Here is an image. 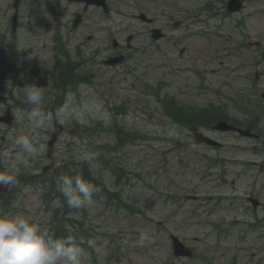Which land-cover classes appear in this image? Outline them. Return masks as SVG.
<instances>
[{"label": "rangeland", "instance_id": "obj_1", "mask_svg": "<svg viewBox=\"0 0 264 264\" xmlns=\"http://www.w3.org/2000/svg\"><path fill=\"white\" fill-rule=\"evenodd\" d=\"M203 1L174 0L177 5L173 6L170 0H109L110 14L106 18L89 9L86 21L75 29L69 26V17L79 6L75 2L67 4L60 35L70 58L79 61L74 52L77 44L84 58L93 56L94 60L61 73L63 82L59 86H45L44 100L38 107L52 116L50 103L60 98L61 90L80 71H94L92 84H78V95L70 93L58 108L57 115L66 126L50 160L45 156V143L53 130L52 122L47 128L37 129L30 119L33 109L28 104L15 107L16 122L0 130L4 136L0 140V171H6L19 158L28 162L19 166L18 175L22 177L33 168L39 172L47 164L51 171L70 161L73 166L85 164L84 157L90 155L91 164H86L117 192L118 197L112 201L119 206L109 207L105 199L93 195L91 203L74 211L78 221L62 219L61 215L52 217L53 204L51 211L42 205V185L20 184L13 186H19L12 192L13 202L8 209L0 206V214L28 217L44 230L61 223L68 237L81 240L79 246L85 252L82 264H170V232L182 240L201 237L200 243L193 244L206 259L188 262L174 258L172 264H227L232 255L236 264H264V134L255 140L236 133L205 131L226 146L217 149L197 145L189 129L171 123L161 109L166 93L179 102L199 106L191 108L192 113L215 112L219 107L200 105L219 103L243 121L245 113L238 106L247 102L260 117L258 126L264 132V102H257L264 92V61L257 66L261 74L254 82L246 61L255 54L249 57L243 48L233 46L243 33L248 34L249 41L257 40L264 46V0L247 3L241 29L232 21L220 22V34H231L233 40L217 36L207 39L201 33L199 19L193 22L190 11ZM21 4V20L38 25L33 30L22 27L17 42L29 50L30 58L50 62V35L55 33L50 0H21ZM138 9L153 18V23L136 19ZM174 20L186 25L175 28ZM151 27L161 28L167 37L152 41ZM129 34L133 39L127 47L125 38ZM110 35L129 54L125 64L114 68L99 65L113 52ZM7 58L0 53V111L6 101L26 99L25 86L17 87L22 81L16 77L22 63L7 65ZM156 85V89L151 87ZM254 86L257 93L251 92ZM117 106L124 108L119 110ZM116 129L128 134V147L114 149L119 139ZM22 134L33 136L34 142L44 145V151L35 158L28 157L14 143ZM118 167L127 172L121 181L113 169ZM247 196L258 199L255 210L246 201ZM120 201L130 208H123ZM218 231H222L221 237ZM86 240L92 250H87Z\"/></svg>", "mask_w": 264, "mask_h": 264}, {"label": "clouds", "instance_id": "obj_2", "mask_svg": "<svg viewBox=\"0 0 264 264\" xmlns=\"http://www.w3.org/2000/svg\"><path fill=\"white\" fill-rule=\"evenodd\" d=\"M29 105L36 106L30 119L35 128H47L53 117L42 112L44 90L36 84L24 88ZM30 158L44 151V145L34 142L33 136L19 135L14 141ZM92 157L86 155L84 162L91 164ZM28 162L17 159L6 171H0V187L17 182L19 166ZM57 191L66 199L69 208L81 209L92 202L100 189L81 176L64 175L57 180ZM84 249L72 237L57 238L49 235L41 225L25 216L0 214V264H82Z\"/></svg>", "mask_w": 264, "mask_h": 264}, {"label": "trees", "instance_id": "obj_3", "mask_svg": "<svg viewBox=\"0 0 264 264\" xmlns=\"http://www.w3.org/2000/svg\"><path fill=\"white\" fill-rule=\"evenodd\" d=\"M68 171H66V173H67ZM84 173H86L87 174V177L88 178H92L89 174H88V172H87V170H85L84 171ZM61 176H64V174H59L58 176H57V180H58V178L59 177H61ZM52 183V186H53V188L56 190V185H57V182H56V185H55V181H52L51 182ZM96 186H98L99 184H97L96 182L94 183ZM103 189H105V188H103ZM61 196L63 197V195L61 194ZM63 201L66 203V199L63 197ZM68 207L66 206V205H64V208H62V210L65 212V213H67L68 212ZM65 233L63 232V230L61 229L60 231H59V229L56 231V235H64Z\"/></svg>", "mask_w": 264, "mask_h": 264}, {"label": "water", "instance_id": "obj_4", "mask_svg": "<svg viewBox=\"0 0 264 264\" xmlns=\"http://www.w3.org/2000/svg\"><path fill=\"white\" fill-rule=\"evenodd\" d=\"M225 128H227V129H231V128H233V127H231V126H227V127H225ZM240 133H242V134H248V132L247 131H243V130H238ZM205 142H212L211 140H208V139H203Z\"/></svg>", "mask_w": 264, "mask_h": 264}]
</instances>
